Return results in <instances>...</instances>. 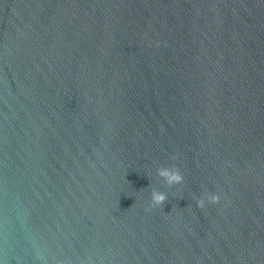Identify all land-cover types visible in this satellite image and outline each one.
Returning a JSON list of instances; mask_svg holds the SVG:
<instances>
[{
	"label": "water",
	"instance_id": "95a60500",
	"mask_svg": "<svg viewBox=\"0 0 264 264\" xmlns=\"http://www.w3.org/2000/svg\"><path fill=\"white\" fill-rule=\"evenodd\" d=\"M0 264H264V0H0Z\"/></svg>",
	"mask_w": 264,
	"mask_h": 264
},
{
	"label": "clouds",
	"instance_id": "9594fccd",
	"mask_svg": "<svg viewBox=\"0 0 264 264\" xmlns=\"http://www.w3.org/2000/svg\"><path fill=\"white\" fill-rule=\"evenodd\" d=\"M160 175L164 176L165 178H167L168 180V183L169 184H180V183H183L184 181V177L181 175V173L179 172V170H168V169H165L163 171H161ZM153 200H154V203L157 204V205H162L165 200H166V196L163 195V194H159V193H154L153 194ZM220 201V197L219 196H213L211 198V202L214 203V204H217L219 203ZM198 206L200 208H203L205 206V202L203 200H200L198 202Z\"/></svg>",
	"mask_w": 264,
	"mask_h": 264
}]
</instances>
